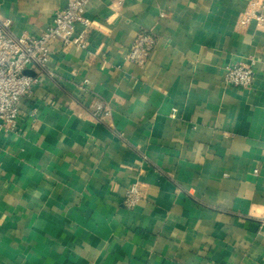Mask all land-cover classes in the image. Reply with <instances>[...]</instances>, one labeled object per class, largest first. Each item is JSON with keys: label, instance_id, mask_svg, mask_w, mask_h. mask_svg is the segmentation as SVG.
<instances>
[{"label": "crops", "instance_id": "crops-1", "mask_svg": "<svg viewBox=\"0 0 264 264\" xmlns=\"http://www.w3.org/2000/svg\"><path fill=\"white\" fill-rule=\"evenodd\" d=\"M67 3L0 0V17L39 35ZM86 14L87 47L55 40L0 134V264H264V0H93ZM237 64L250 86L225 81Z\"/></svg>", "mask_w": 264, "mask_h": 264}, {"label": "built area", "instance_id": "built-area-1", "mask_svg": "<svg viewBox=\"0 0 264 264\" xmlns=\"http://www.w3.org/2000/svg\"><path fill=\"white\" fill-rule=\"evenodd\" d=\"M92 1L68 0L66 7L53 15L50 25L39 35L19 36L11 29V21L0 17V134L17 128L21 100L33 95L37 82L27 71L31 66L37 71L45 69L54 41L58 40L63 45L87 47L85 32H78L77 28L91 27L92 22L86 11ZM121 2L122 0H119V3ZM249 20L250 17H246L241 22L244 24ZM153 44L151 34H140L131 46L130 59L137 64H144ZM253 80L254 69L251 66L237 64L226 69L225 81L230 85L248 87ZM92 113L99 120L111 116L110 109L101 103H95ZM140 198V187L133 184L126 191L123 205L133 209Z\"/></svg>", "mask_w": 264, "mask_h": 264}]
</instances>
